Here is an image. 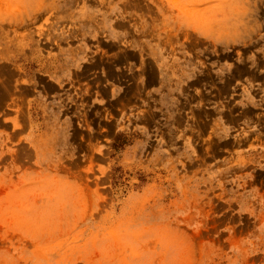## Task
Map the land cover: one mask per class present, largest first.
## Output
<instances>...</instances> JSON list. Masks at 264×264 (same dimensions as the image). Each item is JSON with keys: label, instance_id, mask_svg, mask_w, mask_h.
<instances>
[{"label": "rangeland", "instance_id": "obj_1", "mask_svg": "<svg viewBox=\"0 0 264 264\" xmlns=\"http://www.w3.org/2000/svg\"><path fill=\"white\" fill-rule=\"evenodd\" d=\"M0 264H264V0H0Z\"/></svg>", "mask_w": 264, "mask_h": 264}, {"label": "trees", "instance_id": "obj_2", "mask_svg": "<svg viewBox=\"0 0 264 264\" xmlns=\"http://www.w3.org/2000/svg\"><path fill=\"white\" fill-rule=\"evenodd\" d=\"M122 144H123V142L122 141H117V142H115L114 144H113V148L114 149H120L121 147H122Z\"/></svg>", "mask_w": 264, "mask_h": 264}]
</instances>
